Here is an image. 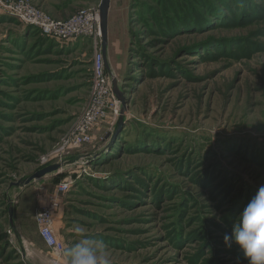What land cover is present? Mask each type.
<instances>
[{
    "label": "rangeland",
    "instance_id": "rangeland-1",
    "mask_svg": "<svg viewBox=\"0 0 264 264\" xmlns=\"http://www.w3.org/2000/svg\"><path fill=\"white\" fill-rule=\"evenodd\" d=\"M21 1L56 21L102 2L0 1V264H68L36 222L53 201L64 250L86 236L110 264H249L224 236L264 185V0H111L105 64L125 104L114 94L119 114L80 147L66 142L97 43L44 35Z\"/></svg>",
    "mask_w": 264,
    "mask_h": 264
},
{
    "label": "built area",
    "instance_id": "built-area-1",
    "mask_svg": "<svg viewBox=\"0 0 264 264\" xmlns=\"http://www.w3.org/2000/svg\"><path fill=\"white\" fill-rule=\"evenodd\" d=\"M8 7L26 22L39 27L46 36L62 41L94 38L97 43L90 101L84 112L76 119L71 136L66 142L75 147L90 144L94 128L106 119L109 111L114 110L115 115L119 114L106 69L105 56L102 48L98 47V40L102 39L100 12L83 9L70 19L56 21L22 1L12 3ZM68 187V184L61 185L59 192H67ZM57 206L58 203L53 201L49 206L42 208L36 216V222L44 243L57 254H61L64 251V245L58 240L54 226V212Z\"/></svg>",
    "mask_w": 264,
    "mask_h": 264
},
{
    "label": "clouds",
    "instance_id": "clouds-1",
    "mask_svg": "<svg viewBox=\"0 0 264 264\" xmlns=\"http://www.w3.org/2000/svg\"><path fill=\"white\" fill-rule=\"evenodd\" d=\"M233 241L243 250L249 264H264V185L259 186L239 214L231 234H225L226 245L231 246ZM63 255L68 264H110L105 242L86 236L66 248Z\"/></svg>",
    "mask_w": 264,
    "mask_h": 264
},
{
    "label": "water",
    "instance_id": "water-1",
    "mask_svg": "<svg viewBox=\"0 0 264 264\" xmlns=\"http://www.w3.org/2000/svg\"><path fill=\"white\" fill-rule=\"evenodd\" d=\"M110 5L111 0H102L100 11H101V33H102V40H103V54L106 58V50H107V38H108V21H109V11H110ZM113 92L117 96V98L125 104V100L123 98V95L119 89L118 83L116 81L113 82ZM123 117L120 119L119 124L123 122ZM61 168L60 164L51 165L47 168H44L43 170L37 172L35 175L30 177L27 180L19 182L18 186L23 185H30L33 181L43 178L48 174H51L53 172L58 171ZM9 212L11 215V222H14V209H13V203H10Z\"/></svg>",
    "mask_w": 264,
    "mask_h": 264
},
{
    "label": "crops",
    "instance_id": "crops-1",
    "mask_svg": "<svg viewBox=\"0 0 264 264\" xmlns=\"http://www.w3.org/2000/svg\"><path fill=\"white\" fill-rule=\"evenodd\" d=\"M41 238V237H40ZM42 239V238H41Z\"/></svg>",
    "mask_w": 264,
    "mask_h": 264
}]
</instances>
